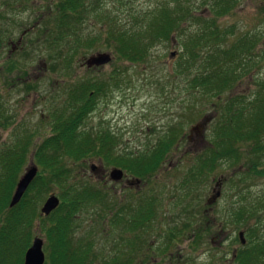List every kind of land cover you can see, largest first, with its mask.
<instances>
[{"label": "rangeland", "instance_id": "obj_1", "mask_svg": "<svg viewBox=\"0 0 264 264\" xmlns=\"http://www.w3.org/2000/svg\"><path fill=\"white\" fill-rule=\"evenodd\" d=\"M163 1L167 0H86L83 7L85 12L78 27L84 43L86 39L90 42L77 49L63 48V52H68V63L65 64L68 74L63 75L65 72H60L57 65L50 64L52 58L49 59L45 44L41 43L39 37L44 28L40 17L43 13L49 14L55 1L0 0V96L8 103L7 115H13L8 127L0 128V149L15 136L14 128L19 126L37 131L34 136L36 141L48 135L50 101L57 106L64 97V88L88 76L106 79L119 68L125 70L122 73L123 85L97 103L84 125L85 128H108L114 131L119 137L118 149L121 151H139L155 144L159 136L165 133L167 124L175 122L181 112L191 113L187 116L190 123L186 127V139L190 140H185L171 153L150 182L148 179H141L142 183L139 184H128L132 181L124 179L112 182L109 174L114 165H107L98 157H90L84 164L75 166V178H90L96 187L107 191L109 196V201H101L89 210L79 212L76 217L78 224L75 238L81 240L91 236L89 240L92 239L94 243L92 251L98 254V260L95 258L97 263L104 257L109 258L111 254L128 248L127 243L134 235L124 233L125 223L118 224L120 217H116L112 224L111 219L123 203L131 201L130 196L136 199L145 186L158 190L156 194L161 196V200L156 203L160 208L150 232L138 240V251L132 254L134 264H223L226 258L231 257V251L246 249L254 244V237H251L250 242V232L251 236L257 235L259 242L264 243L261 240L264 239V174H257L264 173V155H261L259 164L251 166L254 160L250 156V146L246 143L236 144L239 159L229 156L221 160L213 172L201 177L199 184L192 186L196 191L192 197L197 203V213L191 216L189 222L181 214L182 205L175 208L173 204L177 195L175 187L180 185L192 161L189 156L191 151L198 152L200 147L203 149L211 145L209 140L220 109L215 99L205 102L198 98L192 110L189 106L192 96L179 88L175 89L176 82L166 77L165 73L168 74L176 55L181 51L180 41L173 35L171 42L155 44L146 62L133 64L118 59L102 36L108 24L107 17L127 23L129 13L150 10ZM213 1L192 0V14L208 17L220 31L235 28V32L226 37L227 45L233 43L240 34L251 32L255 35L257 63L252 66L251 76L239 77L234 88L223 97L225 100L244 93L248 96L246 103L253 107L257 97L253 98L252 93L259 84L260 90L264 92V9L260 6L264 0H236L232 9L222 16L214 15L210 7ZM27 29L28 32L23 34ZM100 52L110 53L112 60L102 67L87 69L83 65L84 60ZM173 52L175 56L171 57ZM167 79L169 81L161 92L159 84L165 83ZM176 81L180 87L183 85L182 81ZM179 91L183 93L179 94ZM184 97L186 99L182 105ZM198 122H204L205 128L189 134L190 127ZM31 164L29 153L19 177ZM128 177L131 176L128 174ZM15 185L9 198L13 195ZM215 191H219L220 196L213 205H207V198L213 197ZM50 194L59 197L58 188L54 186L37 206V214L42 217L48 216L42 215L40 209ZM240 204L247 207L248 214L244 221L239 218L235 220L232 215ZM177 225H181L179 229L184 232L179 230L176 240L168 247L165 231ZM1 227L5 225L0 223ZM240 231L244 233V244L239 242ZM35 236L44 240L45 252L46 242L37 220L30 244ZM44 264H47L46 253Z\"/></svg>", "mask_w": 264, "mask_h": 264}, {"label": "trees", "instance_id": "obj_2", "mask_svg": "<svg viewBox=\"0 0 264 264\" xmlns=\"http://www.w3.org/2000/svg\"><path fill=\"white\" fill-rule=\"evenodd\" d=\"M53 1L55 5H51L49 14L43 13V18L40 17L44 28L39 37L41 43L45 44L49 59L52 58L50 64L54 63L60 72H65L63 75H67L65 64L68 63V52H63V48L77 49L90 42L86 39L84 43L78 27L85 12L83 7L86 0ZM191 1H163L150 10L129 13L127 23L107 17L108 24L102 32L116 57L133 64L146 62L155 44L171 42L174 35L180 41L181 51L168 74L165 73L166 77L176 82L175 89L179 88L192 96L189 104L192 110L198 98L205 102L215 99L220 104L213 126L216 137L214 146L200 147L198 152L191 151L189 156L192 161L180 185L175 187L177 195L173 204L175 208L182 205L181 214L187 222L197 213L192 197L196 191L192 186L199 184L201 177L213 172L221 160L229 156L239 159L237 143L250 146L253 167L259 164L261 155H264V92L260 90V84L251 94L253 98L257 97L253 107L246 103L248 96L244 93L223 100L239 77L251 76L252 66L257 63L255 35H239L227 45L226 37L234 33L233 29L220 31L208 17L201 14L194 16ZM235 1L214 0L210 7L214 15L222 16L232 9ZM1 36L2 33L0 41ZM123 71L119 68L106 79L88 76L64 88V97L57 106L50 101L48 135L36 141L34 136L37 131L19 126L14 128L15 136L0 149V223L5 225L0 229V264H23L35 220L45 238L47 264H134L132 254L138 240L150 232L159 214L160 206L157 207L156 202H160L161 196L156 194L158 190L145 186L136 199L130 196L131 201L123 203L113 214L111 224L116 217H120L118 224L125 223L124 233L130 232L134 237L127 243L128 248L115 255L109 254L111 257H104L97 263L95 258L98 254L92 251L94 243L92 239L89 240L91 236L81 240L75 238L76 217L79 212L89 210L101 201H109V196L107 191L96 187L90 178H75V166L84 164L90 157H98L107 165L121 167L131 177L148 179L150 182L171 153L187 140L186 127L190 123L187 116L191 113L181 112L179 119L167 124L165 133L159 136L155 144L139 151H121L118 149L119 137L114 131L85 128L84 123L102 98L123 85ZM168 79L165 83L160 82L161 92ZM176 79L182 81L181 87ZM181 91L179 94L183 93ZM7 104L0 96V128L8 127L13 116L7 115ZM29 153L40 169L20 202L10 207V193ZM54 186L59 190L60 204L50 215L42 217L37 214V206ZM247 214V207L240 204L232 215L235 220L239 218L244 221ZM127 215L129 217H124ZM170 228L165 231L168 247L179 232L175 226ZM249 236L250 242L251 237L255 241L249 248L239 250L244 251L242 264L245 258H255L264 251V243L259 242V237L251 236V232Z\"/></svg>", "mask_w": 264, "mask_h": 264}, {"label": "water", "instance_id": "obj_3", "mask_svg": "<svg viewBox=\"0 0 264 264\" xmlns=\"http://www.w3.org/2000/svg\"><path fill=\"white\" fill-rule=\"evenodd\" d=\"M172 55H174V53H172ZM111 59H112V56L110 53L100 52V53H96L88 57L85 60V64L88 68L93 67V66H101L111 61ZM202 125H203L202 123H197L195 126L192 127L191 130L197 131L201 128ZM31 163H32L31 165L26 167L24 173L20 176L17 182L15 191L10 201V207H13L21 200L24 193L28 189L30 183L34 180V178L36 177L38 173L37 165L33 163V161H31ZM123 175H124L123 170L118 167L112 168L109 174L110 179L114 181L121 180L123 178ZM59 203H60V200L58 196H56L55 194H51L50 196L47 197V199L43 203L41 207V212L44 215H49L54 209L57 208ZM240 237L242 239V242H244L243 232H240ZM43 243L44 241L41 237L35 236L33 238L32 244L25 252L23 264H44L45 252L43 250Z\"/></svg>", "mask_w": 264, "mask_h": 264}, {"label": "flooded vegetation", "instance_id": "obj_4", "mask_svg": "<svg viewBox=\"0 0 264 264\" xmlns=\"http://www.w3.org/2000/svg\"><path fill=\"white\" fill-rule=\"evenodd\" d=\"M260 6H261V8L264 9V2L261 1ZM216 116H217V114H216ZM213 119H214V117H212V120ZM215 123H216V121H215ZM215 123H214V126H215ZM215 140H216V137L213 135V132H212V137H210V140H209V143L211 144L212 147L214 146L213 143ZM211 141H212V143H211ZM217 185L220 187L219 182H217ZM215 192L216 193L214 194L213 197L211 196V197L207 198V200H206L207 205H211V204L213 205L215 203V201L217 200V198L220 196L219 191H215ZM196 207H197V203H196ZM209 208H211V207H209ZM180 226L179 225L175 226L176 230L179 231ZM171 227H173V226H171ZM243 253H244V251H231V257L226 258L225 261L223 262V264H233L234 262H236V264H237V261L239 264H242L241 261L244 260L243 259ZM245 259H246V261L243 262V264H257V260L259 261V264H264V251H261V253L258 254L255 258L250 257V258H245Z\"/></svg>", "mask_w": 264, "mask_h": 264}]
</instances>
